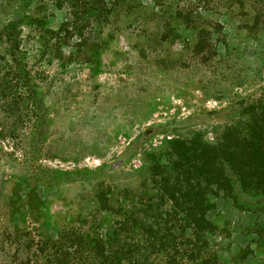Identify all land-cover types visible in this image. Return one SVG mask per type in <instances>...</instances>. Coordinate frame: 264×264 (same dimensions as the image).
<instances>
[{
    "label": "rangeland",
    "instance_id": "374dc122",
    "mask_svg": "<svg viewBox=\"0 0 264 264\" xmlns=\"http://www.w3.org/2000/svg\"><path fill=\"white\" fill-rule=\"evenodd\" d=\"M249 160L264 0H0V264L91 261L119 221L171 228L174 203L222 264H264V198L227 183Z\"/></svg>",
    "mask_w": 264,
    "mask_h": 264
},
{
    "label": "trees",
    "instance_id": "16d2710c",
    "mask_svg": "<svg viewBox=\"0 0 264 264\" xmlns=\"http://www.w3.org/2000/svg\"><path fill=\"white\" fill-rule=\"evenodd\" d=\"M241 161L245 160H234V164ZM249 161L252 164L246 163L234 171L232 177L236 180L229 179L227 183L255 189L259 191V197L264 198V160H260L259 165L254 164L255 160ZM247 173L250 174L246 176ZM205 201H200L197 196L194 204ZM174 205L175 221L171 228L153 233L149 229L151 224H148V227L140 228L144 232V241L137 242L132 228H127L128 221H119L108 240H96L93 260L86 259L80 264H199L201 259H205V254L209 256L202 264H222L216 254H209L207 236L214 232L211 222L196 207ZM201 222L206 225L205 229L200 226Z\"/></svg>",
    "mask_w": 264,
    "mask_h": 264
}]
</instances>
